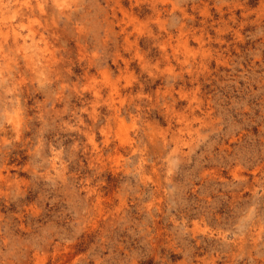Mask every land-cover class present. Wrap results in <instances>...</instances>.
Returning a JSON list of instances; mask_svg holds the SVG:
<instances>
[{
	"label": "rangeland",
	"instance_id": "374dc122",
	"mask_svg": "<svg viewBox=\"0 0 264 264\" xmlns=\"http://www.w3.org/2000/svg\"><path fill=\"white\" fill-rule=\"evenodd\" d=\"M0 264H264V0H0Z\"/></svg>",
	"mask_w": 264,
	"mask_h": 264
}]
</instances>
